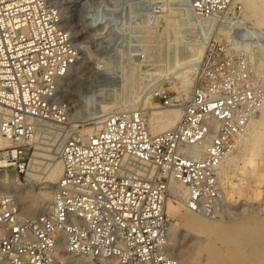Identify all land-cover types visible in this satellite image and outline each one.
<instances>
[{
    "label": "built area",
    "instance_id": "built-area-1",
    "mask_svg": "<svg viewBox=\"0 0 264 264\" xmlns=\"http://www.w3.org/2000/svg\"><path fill=\"white\" fill-rule=\"evenodd\" d=\"M111 4L96 6L103 8L95 17L106 22V48L118 32L116 1ZM239 6L234 0L191 4L195 18L226 22L232 30L238 25L229 14ZM78 59L76 37L54 0H0V133L16 150V163L0 168L23 173L20 159L44 128L35 121L62 114L59 83ZM159 96L163 106L171 104ZM263 97L244 54L208 43L173 126L151 133L142 110L110 111L98 128L65 137L47 209L21 214L15 196L0 191V264H73L72 258L80 264H183L167 250L170 182L184 185L187 210L217 213L219 169Z\"/></svg>",
    "mask_w": 264,
    "mask_h": 264
},
{
    "label": "rangeland",
    "instance_id": "rangeland-1",
    "mask_svg": "<svg viewBox=\"0 0 264 264\" xmlns=\"http://www.w3.org/2000/svg\"><path fill=\"white\" fill-rule=\"evenodd\" d=\"M112 1L54 0L79 47L77 63L59 83L57 97L60 106L63 105L61 116L64 119L57 129L44 127L34 134L28 152L20 159L23 173L17 176L15 169L0 168V191L6 186L1 181H19L16 182L17 187L22 189L29 185L25 172L31 167V157L38 141L41 145L55 142L61 135L68 136L85 128L78 125L90 123L93 117L105 111L139 109L148 117L154 106L172 107L187 100L203 63L202 55L198 65L176 64L191 57L196 45L191 23L194 19L191 8L193 0H115L119 13L116 18L118 32L114 36L115 44L106 48L102 44L106 34L103 32L107 30L104 26L106 22L101 17H95L103 8L96 10V6L111 7ZM239 5L229 14L238 29L232 30L226 22L217 20L216 27L221 30H208L207 41L215 44V48L244 54L251 61L253 81L264 96V31L247 24L242 14L243 6L240 2ZM92 10L93 14L88 16L86 13ZM243 28H247L252 35L243 36ZM205 31L201 29L198 33L203 34ZM255 65L260 68L257 69ZM184 75L191 83L186 95L180 92ZM160 93L171 100L170 105L163 106ZM256 114L254 118H258L259 110ZM254 127L257 134L254 139L250 138L245 145L241 138L231 152L233 162L222 163V176L219 179L221 201L217 213L195 214L176 206L172 200H166L170 250L184 260L181 261L183 264H264V137L260 139L264 129L257 123ZM56 159H59V155ZM245 160H248V166L243 169L241 163ZM47 162L46 159H40L38 164H34L38 176L35 182H31L33 192L28 193L29 199L44 193L51 196L56 180H50L42 173ZM39 212L23 210L21 214ZM196 218L207 222H198Z\"/></svg>",
    "mask_w": 264,
    "mask_h": 264
},
{
    "label": "bare ground",
    "instance_id": "bare-ground-1",
    "mask_svg": "<svg viewBox=\"0 0 264 264\" xmlns=\"http://www.w3.org/2000/svg\"><path fill=\"white\" fill-rule=\"evenodd\" d=\"M234 2H240L241 3V6H243V11H242V14H243V17L244 19L247 21V24L249 23V25L251 27H254L260 31H264V0H234ZM170 3V2H169ZM179 11V10H178ZM183 13V12H182ZM154 14V13H152ZM171 15V14H170ZM184 15V14H183ZM166 16V15H165ZM193 16V15H192ZM167 17V16H166ZM193 22H191L193 25V28L194 30L192 31H195L194 33V36H195V40H196V45H194V49H193V53H192V56L187 58L186 60L184 61H181L180 63H176V64H181V63H187L188 65H198V63L201 61V57L203 55V50H204V47L206 46V44H208V37L209 36H206V34L208 33V30L212 29V31L214 30H217L220 31L221 28L220 27H216L218 25V22L216 23H212V22H202L201 21V18H195L193 17ZM164 19V18H163ZM167 19V18H166ZM160 20V19H159ZM169 20V19H168ZM203 20V18H202ZM166 22V21H165ZM156 23V22H155ZM170 23V22H169ZM215 24V25H214ZM180 25V24H179ZM183 25V24H182ZM191 25V24H190ZM153 26V25H152ZM172 26V25H171ZM220 26V25H219ZM156 27V26H155ZM216 27V28H215ZM167 29V28H166ZM201 29H205L206 31L201 34V33H198L199 30ZM180 30V29H179ZM174 31V30H173ZM211 31V32H212ZM155 32V31H154ZM158 32V31H157ZM259 33V32H258ZM264 33V32H262ZM179 34V33H178ZM212 34V33H211ZM210 34V35H211ZM193 35V34H192ZM149 36V35H148ZM159 36V35H158ZM157 36V37H158ZM182 36V35H181ZM155 39V38H154ZM167 40V39H166ZM244 40V39H243ZM253 40V39H252ZM164 41V40H163ZM190 41V40H189ZM240 41V40H239ZM255 40H253V44L256 45L254 43ZM169 42V41H168ZM187 41H185L186 43ZM191 42V41H190ZM242 42V40H241ZM244 42V41H243ZM246 42V41H245ZM180 43V42H179ZM236 43H238L236 41ZM235 43V44H236ZM240 43V42H239ZM189 44V43H188ZM234 44V45H235ZM253 44H250L253 45ZM260 44V43H259ZM148 45V44H146ZM184 45V44H183ZM242 45V44H241ZM241 45L240 47L237 46L236 48H241ZM246 45V44H245ZM253 45V46H254ZM262 45V44H260ZM190 46V45H188ZM187 46V47H188ZM236 46V45H235ZM234 46V47H235ZM248 45H246L247 47ZM259 48V47H258ZM167 49V48H166ZM175 49V48H174ZM173 49V50H174ZM252 49V48H251ZM191 50V48H190ZM248 50V49H247ZM253 50V49H252ZM259 50V49H257ZM246 51V50H245ZM254 51V50H253ZM263 51V50H262ZM177 52V51H176ZM180 53V52H179ZM246 53L248 54V52L246 51ZM251 53H254V52H251ZM175 54V53H173ZM262 54V53H260ZM176 55V54H175ZM178 55V54H177ZM253 55V54H252ZM251 55V56H252ZM264 55V53H263ZM155 56V55H154ZM248 56V55H247ZM259 56V55H258ZM262 56V55H261ZM160 57V56H159ZM178 57V56H177ZM249 57V56H248ZM166 58V57H165ZM175 58V57H174ZM253 58V57H252ZM264 58V57H263ZM164 59V58H163ZM250 59V58H248ZM117 60V59H116ZM147 60V59H146ZM175 60V59H174ZM178 60V59H177ZM257 60V59H256ZM144 61V60H143ZM190 61V62H189ZM262 61V60H261ZM264 61V60H263ZM179 62V61H177ZM249 62H251L249 60ZM254 62V61H253ZM101 63V62H100ZM140 63V62H139ZM145 63V62H144ZM252 64V63H251ZM104 65V64H103ZM102 65V66H103ZM115 66V65H114ZM256 66V65H255ZM254 66V68H255ZM261 66V65H260ZM197 67V66H196ZM251 67V66H250ZM262 67V66H261ZM133 68V67H132ZM140 68V67H139ZM157 68V67H156ZM189 68V67H188ZM191 68V67H190ZM257 68V66H256ZM260 68V67H259ZM257 68V69H259ZM103 69V68H102ZM129 69V68H128ZM141 69V68H140ZM158 69V68H157ZM132 70V69H131ZM130 70V71H131ZM137 70V69H136ZM146 70V69H145ZM190 70V69H189ZM192 70H193V67H192ZM256 70V69H254ZM127 71V70H126ZM161 71V70H160ZM160 71H157L160 72ZM167 71V70H166ZM69 72V71H68ZM132 72V71H131ZM139 72V71H138ZM184 72V71H183ZM187 72V71H186ZM123 73V72H122ZM163 72H161L162 74ZM181 73V72H180ZM261 73V72H260ZM68 74V73H67ZM66 74V75H67ZM128 74V72H127ZM185 74V73H184ZM187 74V73H186ZM65 75V76H66ZM178 75V74H176ZM64 76V77H65ZM161 76V75H159ZM158 76V77H159ZM137 77V76H136ZM153 78V77H152ZM148 80V79H147ZM154 80V79H153ZM179 81H180V78H179ZM124 84V83H123ZM129 84V83H128ZM190 79L188 77H186L185 75L182 77L181 79V88H180V92H182V94L186 95L188 90H189V85H190ZM132 85V84H131ZM175 85V83H174ZM73 86V85H72ZM128 87V85H127ZM137 87V86H136ZM72 88V87H71ZM75 88V87H74ZM123 89V88H122ZM177 89V88H176ZM124 91V90H123ZM136 93V92H135ZM179 93V92H178ZM190 93V92H189ZM149 95V94H148ZM179 95V94H178ZM189 97V96H188ZM126 100V99H125ZM129 102V101H128ZM133 104V103H132ZM181 105L182 103H178L176 105H173L172 107H161V106H154L152 107L148 117H147V120H148V123H149V130L151 133H155V132H158V131H161L163 129H166V128H169L171 126H173L179 119L180 117V114H181ZM137 106V105H136ZM128 107V106H127ZM135 107V106H134ZM69 108V107H68ZM137 108V107H136ZM150 108V106H149ZM145 110V109H144ZM104 111V110H103ZM110 111H105L103 112L102 114H99L95 117L92 118V121L90 123H86V124H82V125H78L79 127H83L85 126V128H80V131L82 132H89V131H92L93 129L95 128H98L100 125H101V122L104 118V116ZM259 116L258 118H254L252 117V119L250 120L249 124H248V127H247V133L246 134H243L241 135L238 139H237V142H239V140H241V138H243V144H247V142H249L250 138H253L257 135L255 133L256 129L254 127L255 123H257V125L261 128L264 129V97H263V103L259 109ZM254 116H257V114H255ZM75 117V116H74ZM64 117H62L61 115H57L55 116V118H37L36 119V124H39L43 127H46V128H49V129H57V127L60 125L59 123H62ZM89 126V127H86V126ZM92 125V126H90ZM79 129V128H78ZM41 130V129H40ZM66 135H61V137L56 140L55 142H52V143H48L46 145H41L39 144L40 142H36L38 143L37 146H35V151H34V154L32 155L31 157V167L25 172L26 174V179L29 181V185L28 186H25L23 189L22 188H18L17 187V184L16 182H19V181H9V182H4V181H1L3 182L4 184H6L5 186V189L2 190L3 192H7V193H10V194H13L17 200V203H18V206H19V210L20 212L25 210V211H43L45 209H47L50 205V195L48 193H44L42 195H39V196H36L35 199H29L28 198V193H32L33 192V189H32V180L33 182L34 179L38 176L36 174V170L34 169V164H36L37 162L40 161V159H46L48 160L49 162H47L46 164V167H45V170L42 172L44 173V176L50 180H57L59 174H60V171H61V162L59 159H56L57 156L59 155V151H60V147H61V144L62 142L64 141ZM264 137V133H263V136L260 138L262 140V138ZM237 144V143H236ZM242 144V143H241ZM240 144V145H241ZM11 145V142L6 139L1 133H0V165H7V164H10V163H16L14 162V157L16 155V150L13 148V147H10L9 146ZM235 150V148H234ZM232 152V151H231ZM228 153L226 155V157L224 158V161L223 162H227L230 163L232 160H233V154L232 153ZM236 155V153H234ZM233 162V161H232ZM243 163H241V167L244 169V168H247L248 166V160H245V161H242ZM21 164V162H19ZM38 164V163H37ZM231 164V163H230ZM223 164H221L222 166ZM244 173V171H242V174ZM222 174V171H221V167L219 169V179H220V176ZM15 179V178H14ZM17 180V179H16ZM20 185V184H19ZM6 187L8 188L6 190ZM23 187V186H22ZM1 188V187H0ZM169 195H168V198L166 199L167 201L168 200H172L176 206H179L180 208H184V197H185V193H186V190H185V187L184 185H182L181 183H179L178 181H171L170 182V187H169ZM170 196V197H169ZM20 200L23 201L22 204H20ZM32 202L33 203V206L32 204L30 203ZM35 209V210H34ZM165 210H166V202H165ZM166 214L168 215L167 213V210H166ZM169 216V215H168ZM198 220V222H207L206 220L205 221H202V220H199L201 218H196ZM210 223V222H209ZM208 223V225H209ZM202 224V223H201ZM215 224V223H214ZM213 224V225H214ZM207 225V223H206ZM169 241V240H168ZM170 242V241H169ZM169 242L167 243V250L170 254L174 255L172 253V251L170 250V245H169ZM175 256V255H174ZM180 257V256H179ZM177 258H178V255H177ZM180 261H184L182 260V258H178ZM72 263L73 264H80V261L77 259V258H72ZM214 264V263H213Z\"/></svg>",
    "mask_w": 264,
    "mask_h": 264
},
{
    "label": "crops",
    "instance_id": "crops-1",
    "mask_svg": "<svg viewBox=\"0 0 264 264\" xmlns=\"http://www.w3.org/2000/svg\"><path fill=\"white\" fill-rule=\"evenodd\" d=\"M7 172V171H6ZM8 173V172H7Z\"/></svg>",
    "mask_w": 264,
    "mask_h": 264
}]
</instances>
